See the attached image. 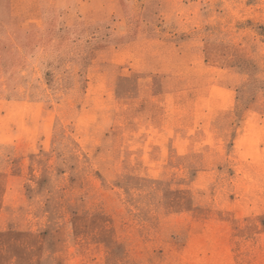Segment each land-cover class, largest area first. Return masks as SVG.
I'll use <instances>...</instances> for the list:
<instances>
[{"label": "rangeland", "instance_id": "1", "mask_svg": "<svg viewBox=\"0 0 264 264\" xmlns=\"http://www.w3.org/2000/svg\"><path fill=\"white\" fill-rule=\"evenodd\" d=\"M0 264H264V0H0Z\"/></svg>", "mask_w": 264, "mask_h": 264}]
</instances>
